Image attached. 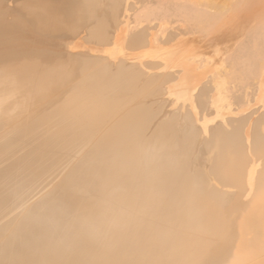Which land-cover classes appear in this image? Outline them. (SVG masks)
<instances>
[{
    "label": "bare ground",
    "instance_id": "6f19581e",
    "mask_svg": "<svg viewBox=\"0 0 264 264\" xmlns=\"http://www.w3.org/2000/svg\"><path fill=\"white\" fill-rule=\"evenodd\" d=\"M0 264H264V0H0Z\"/></svg>",
    "mask_w": 264,
    "mask_h": 264
}]
</instances>
